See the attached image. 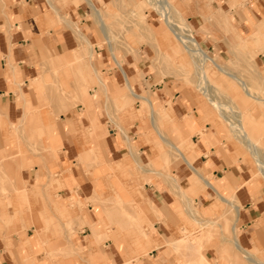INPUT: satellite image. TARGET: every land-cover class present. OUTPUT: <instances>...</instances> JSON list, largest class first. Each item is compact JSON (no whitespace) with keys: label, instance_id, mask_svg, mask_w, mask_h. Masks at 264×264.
<instances>
[{"label":"crops","instance_id":"crops-1","mask_svg":"<svg viewBox=\"0 0 264 264\" xmlns=\"http://www.w3.org/2000/svg\"><path fill=\"white\" fill-rule=\"evenodd\" d=\"M126 1L0 0V229H11L0 230L5 239L0 238V264H185V251L176 250L185 233L189 174L180 165L174 171L179 187L162 180L155 169L159 151L151 133L158 137L157 124L152 117L150 123L141 115L136 118L138 110L132 107L117 112L124 105V79L116 58L112 57L113 72L101 69V64L107 65V53L96 44L94 7ZM244 1L212 4L215 12L220 5L232 19L238 15L234 6L243 7ZM195 16L200 17L187 19ZM249 18L255 21L251 26ZM245 20L239 28L249 36L264 26V0L245 5ZM43 67H81V78L95 89L82 100L86 106L46 103L55 98V91L40 99L37 90L46 79ZM135 72L139 76L140 71ZM95 74L105 78V90L87 80ZM129 81L137 79L130 76ZM151 89L148 97L166 109L172 85L154 83ZM132 95L152 107L149 99ZM180 98L175 93L171 99ZM189 100H195L191 93L185 94V106L172 107L173 126L188 112ZM189 122L185 121L186 137L192 133ZM210 125L203 122L202 127ZM217 131H211L214 140ZM130 140L138 144L136 150H131ZM196 146L193 163L199 176L211 177L223 193L239 186L234 195L241 206L240 245L248 252L264 251V188L246 187L249 174L236 165L231 146H225L230 154L225 159L217 149H207L204 141ZM197 197L203 211L217 198L211 190ZM63 211L68 214L63 216ZM65 220L72 222V234L65 230ZM24 244L25 250L20 247ZM213 253L209 255L217 260V251Z\"/></svg>","mask_w":264,"mask_h":264},{"label":"rangeland","instance_id":"rangeland-1","mask_svg":"<svg viewBox=\"0 0 264 264\" xmlns=\"http://www.w3.org/2000/svg\"><path fill=\"white\" fill-rule=\"evenodd\" d=\"M195 1L169 0L174 22L173 29L183 37L192 36L211 59L205 68L210 83L206 94L202 92L204 86L202 72L195 66V64L198 65L197 59L185 51L173 35L172 29L166 26L160 7L154 0H127L123 4H99L97 7L94 5L95 9L103 15L107 31V36L103 35L99 30L101 24L98 19H95L98 38L96 44L107 53V65L101 64V69L113 72L115 66L112 57L116 58L114 62L125 82L120 94L124 105L123 108L115 106L117 112L127 111L128 109L125 108L132 107L133 110H138L136 118L141 115L143 120L146 119V123H150L152 117L153 122L157 124L159 138L155 132L151 133H154L153 136L157 141L155 145L159 151L155 169L161 173L162 180L168 182L173 188L179 187L181 181L177 179L174 171L180 165L185 166L186 176L189 174L185 178V233L182 243L176 250L179 254L185 251V264H253L252 262L264 264L262 249L248 252L240 245L239 213L230 208L240 205L234 195L239 186L237 189H228L227 192L231 195L223 193L216 184L212 183L211 177L206 178L202 175L203 179L199 176L196 169L198 167L193 163L194 157L198 155L196 145L200 141H204L207 149H217V154L221 153L223 159L230 155L225 146H231L238 158L236 165L243 166L245 174H249L250 180L245 184L246 187L253 188L255 191L258 188H264V176L256 163L260 160L264 164V70L261 69L264 62L262 57L264 26L259 27L251 36L247 35V31L239 28L246 23L245 5L250 0L241 3L243 7L234 6L233 10H237L238 15L232 19L223 13L220 5L215 12L214 9L217 6L215 3L212 4L213 0H197V4H194ZM93 13L96 15L94 11ZM195 14L201 18L195 16L191 20L187 19L189 15ZM247 22L249 26L255 23L250 18ZM233 25L238 28H234ZM91 53L94 58L93 51ZM75 59L80 60L78 57ZM81 69V67H43L42 71L46 79L37 90V96L41 99L55 91L57 93L55 98L52 97L50 101L45 100L46 103L66 102L86 106L82 100L84 98L87 100L88 92H93L95 89L93 84L90 85L81 78ZM136 69L140 71L139 76L135 72ZM130 76H135L137 81L135 83L129 81ZM71 79L74 80L73 83L65 84V80ZM87 80L94 81L104 90L106 88L105 78L101 75L95 74L92 79L89 77ZM154 83L162 84V86L164 83L172 85L170 99L165 105L166 109L156 99L148 97ZM132 92L149 99L152 107H149L145 100L133 96ZM175 93L181 98L172 100ZM188 93L193 94L195 100L188 101L186 106L188 112L186 111V115L180 117L177 126H173L175 118L172 107L177 104L185 106L187 102L185 94ZM209 100L216 104L210 103ZM216 105L221 107L218 109ZM131 115L134 118L133 112ZM221 115L232 123L239 124L241 120L245 122L253 144L258 150L257 158L246 147L244 141L237 137L230 122L225 121ZM111 118L113 121L116 119ZM185 121H190L189 126L192 131L187 134V137ZM203 122L212 125L203 129ZM213 127L218 129L215 140V134L211 133ZM129 144L131 150L137 149L138 144L131 143V140ZM189 161L193 165H188ZM193 175L199 176V179ZM202 183L206 187H203ZM188 187H190L189 190ZM206 190L213 191L216 196L220 194L228 199L229 203L222 202L217 196L216 203L203 211V205L196 200L197 195ZM23 202L25 203L24 200ZM61 214L66 216L68 213L63 211ZM71 223L68 220L64 221L65 230L70 234L73 233ZM58 233L61 234L60 229ZM0 238L2 241L5 240ZM27 245H20V247L25 250ZM236 245L241 247L240 251ZM215 251L219 257L217 260L212 259ZM209 254L213 257L211 258ZM247 256L253 258L250 260Z\"/></svg>","mask_w":264,"mask_h":264},{"label":"bare ground","instance_id":"bare-ground-1","mask_svg":"<svg viewBox=\"0 0 264 264\" xmlns=\"http://www.w3.org/2000/svg\"><path fill=\"white\" fill-rule=\"evenodd\" d=\"M154 1L158 3V5L160 7V11H161V16L163 17V19L166 22V24L168 25V27L170 29H172L171 31H172L173 35L176 37V39L179 41L180 45H182L184 47V49H185L186 52H188L189 54H191L192 56H194L197 59L198 65L195 64V66L197 67V69H199L202 72V80H203V84H204L203 91L202 92L204 94H206L207 91H208V87H209V84L210 83H209L208 76H207V72L205 71V68H206L207 62L211 61L210 57L207 55V52H205L201 48V46L199 45V43L192 36L189 35L190 37H186V35H185L183 37L182 35H180V33L178 31H176V30L173 29V27H174L173 26V23L174 22H173V19L171 17V3L169 2V0H154ZM94 10L96 11L95 14H97V17L96 18H98V20L100 21V24L102 25V27H104L105 26V23L103 22V19L101 18V14L96 9H94ZM104 29L105 28H103V30ZM104 31H106V30H104ZM103 33L106 34L105 32H103ZM107 40H108V38H107ZM220 69H222V68H220ZM80 91H81V89H80ZM210 103H212L214 105L216 104L213 101L212 102L210 101ZM216 107L219 109L221 106L220 105H216ZM221 117L225 121H228L222 115H221ZM228 122H230V121H228ZM229 124L232 127V129H234L237 137L244 141V144L246 145V147L252 152L253 155H256V158H257L258 150L256 149L255 145L253 144V141L251 139V136H250V134L247 131V128L245 126V122L241 120V122L239 121V124H237L236 122L235 123L230 122ZM174 148H176V146ZM256 163L258 165V169H259L260 173L264 176V164H263V162L260 161V160H257ZM217 196H218V199H220L222 202L229 203L228 199L224 198L220 194H217ZM230 208L232 210H235L234 212L237 211L239 213V211L241 209V206L239 205L236 208L233 206V207H230ZM238 216H239V214H238ZM236 217H237V214H236ZM236 246L239 247L238 249L240 251L241 250V247L239 245H236ZM244 254H247L248 255V253H244ZM247 258L251 260L253 257L251 258L250 256H247ZM252 263L255 264L254 262H252ZM256 264H258V263L256 262Z\"/></svg>","mask_w":264,"mask_h":264}]
</instances>
